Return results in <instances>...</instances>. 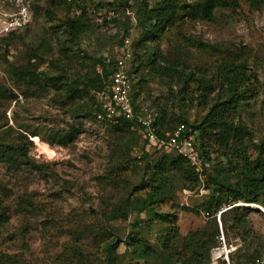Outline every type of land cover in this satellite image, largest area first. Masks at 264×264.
Returning <instances> with one entry per match:
<instances>
[{
  "label": "rangeland",
  "instance_id": "374dc122",
  "mask_svg": "<svg viewBox=\"0 0 264 264\" xmlns=\"http://www.w3.org/2000/svg\"><path fill=\"white\" fill-rule=\"evenodd\" d=\"M78 2L84 7L88 26L77 38L63 31L62 19L72 15V9L68 12L63 4L45 0H40L42 8L24 28L0 37V138L20 139L28 156L39 165L36 170L20 163L8 167L0 161V201L9 216L0 226V257L15 255L13 259L24 264H104L105 242L97 241V232L111 231L123 239L129 224L144 216L132 211L125 220L112 218L123 207L122 201L130 204L145 195L132 188L143 172H149L146 161L149 164L157 154L151 146L149 157L144 156V142L136 128L116 130L87 115L88 107H94L92 89L81 97L67 98L70 87L82 88L96 73L95 59L119 54L121 35L134 43L139 33L136 10L140 0ZM220 2L209 20L176 18L159 33L158 45L147 41L132 47L131 70L141 62L132 74V93L137 91L134 102L137 111L152 121L162 115L164 126L174 127L183 118L196 122L220 95L224 74L239 73L246 88L255 93L241 101L237 118L257 141L264 128V1ZM153 49L164 57L156 58L158 67L148 57ZM32 54L36 55L33 64L37 71L46 75L41 93L15 82L7 72L10 64H23ZM187 74L190 81L185 80ZM57 75L61 76L59 83L52 84L48 76ZM71 127L78 134L59 143ZM31 131L35 134L30 135ZM210 158L206 173L239 180L212 166L219 160L215 152ZM174 189L175 195L155 209L175 214V223L184 235L207 222L199 204L208 191ZM249 206L256 210L248 212L249 224L264 243V212L257 204ZM152 226L141 227L139 236L158 249L157 225L153 222ZM83 229H92L95 235ZM221 230L229 258L241 241L232 232L226 236L222 226ZM217 236L211 248L220 246ZM115 251L114 264L133 261L123 243ZM153 260L152 264H164ZM215 264H224V260L218 258Z\"/></svg>",
  "mask_w": 264,
  "mask_h": 264
},
{
  "label": "trees",
  "instance_id": "16d2710c",
  "mask_svg": "<svg viewBox=\"0 0 264 264\" xmlns=\"http://www.w3.org/2000/svg\"><path fill=\"white\" fill-rule=\"evenodd\" d=\"M220 1L153 0L149 3L150 0H140V6L136 10L140 16L139 33L133 44L130 41L131 57L134 54L132 47H140L147 41L158 45L159 33L176 18L185 16L190 20H209L213 10L220 5ZM259 1L264 0H249L250 3ZM45 2L55 5L63 4L68 12L72 9V15L66 14L62 19L63 31H67L71 37L77 38L87 29L88 21L84 19V7L78 4V0H45ZM41 8L39 0L34 5L33 15ZM126 37V34L121 35L118 47L123 45V39ZM118 53L120 54V51ZM150 54L152 56L148 57L151 58V64L155 65L153 67H158L155 64L156 58L160 56L163 60L164 57L154 49ZM35 57L36 55L32 54L23 64H10L7 72L14 77L15 82L27 88L33 87L41 93L44 89L41 80L42 77L46 78V75L43 73L41 75L37 71V67L33 64ZM114 62L115 57L99 56L95 59L96 73L84 81L83 87L73 85L68 89L67 98L71 100L87 94L92 89L94 107H88L87 115L97 117V114L102 112L94 97V91L100 89L109 80V75L115 68ZM139 64L133 65L134 72L139 69ZM133 71L131 67L128 70L130 96L133 108L137 110L134 102L137 91L132 93ZM48 77L52 84H56L59 83L61 76ZM189 77L190 74H187L185 80L190 81ZM219 88L220 95L209 104L204 115L196 122H188L183 118L177 120L176 126L170 127L164 126L162 115L153 120L154 132L159 138H165L164 133L172 132L178 125H183L184 132L192 135L205 171L204 188L208 192L199 206L208 213L207 222L181 235L175 223V214L155 209L175 195L174 186L178 189H193L200 184L197 172L183 156L174 151L156 150V156L150 159L149 164L147 161L145 164L150 166L149 172H143L139 184L132 188L146 192L145 195L130 204L126 199L125 204L122 201L123 207L119 208L112 218L125 220L132 211L137 214L144 213V216L129 224V231L123 239L112 235L111 231L104 234L97 232V241L105 242L103 246L104 264L115 263V249L119 243L125 245L126 252L131 256V260L133 259L130 264H152L154 258L156 259L153 262L159 260L164 264H205L209 262L210 248L216 242L215 236L218 234V228L215 214L219 210H221L219 219L225 235L228 236L229 232H232L233 236H237L241 241L240 246L236 247L234 253L229 256L230 264L248 263L264 253V243L252 230L247 218L248 212L256 211L249 204H257L264 209V128L259 139L255 141L250 130L237 118L241 101L253 96L255 92L246 88L239 73L230 75L225 73ZM205 89V84L202 83V90L205 91ZM0 91L1 93L3 91L1 86ZM12 96L14 95L11 94L10 97ZM107 125L116 130L130 129L136 126V120L121 119L118 124ZM78 132V129L71 127L63 136H60L58 142L69 141ZM29 134L34 135L35 132L31 131ZM213 152L219 160L212 166L222 171L228 178H239L238 181H227L219 174L206 173L211 161L210 154ZM144 156L149 157L147 151L144 152ZM0 161L8 167L20 163L36 170L39 169V165L28 156L25 144L20 139L9 141L0 138ZM195 209L198 210V208ZM7 211L6 206L0 201V226L8 221ZM113 211L116 210H111ZM153 222L157 225L158 249L143 241L139 236V229L141 227L150 229L153 227ZM83 231L95 235L92 229H83ZM13 258L15 255L3 254L0 257V264H24Z\"/></svg>",
  "mask_w": 264,
  "mask_h": 264
},
{
  "label": "built area",
  "instance_id": "2783aa9c",
  "mask_svg": "<svg viewBox=\"0 0 264 264\" xmlns=\"http://www.w3.org/2000/svg\"><path fill=\"white\" fill-rule=\"evenodd\" d=\"M39 0H0V37L24 28L33 16L34 5ZM113 11L110 12L112 14ZM131 51L128 37L123 39L120 47V54L115 57V68L109 75V80L100 89L94 91V97L99 104L101 111L97 118L105 124H118L121 119H135L138 133L144 142V150L148 151L151 146L155 150L174 151L183 156L197 172L200 184L196 187L199 192H205L204 178L205 171L201 165L195 141L189 132H184V126L178 125L172 132L164 133L165 138H159L154 132L153 121L134 110L130 96V69ZM132 128V127H131ZM264 212V209L261 208ZM220 211L215 214L219 227L218 242L220 246L211 248L210 262L215 264L218 258L224 260V264H230L228 258L229 248L224 240L219 219ZM199 212L207 217L204 210ZM243 264H264V257L253 258L252 261Z\"/></svg>",
  "mask_w": 264,
  "mask_h": 264
},
{
  "label": "bare ground",
  "instance_id": "6f19581e",
  "mask_svg": "<svg viewBox=\"0 0 264 264\" xmlns=\"http://www.w3.org/2000/svg\"><path fill=\"white\" fill-rule=\"evenodd\" d=\"M40 145H41V147H42L43 149H45V151H47L48 153L51 152V151L45 146V144L40 143Z\"/></svg>",
  "mask_w": 264,
  "mask_h": 264
},
{
  "label": "water",
  "instance_id": "95a60500",
  "mask_svg": "<svg viewBox=\"0 0 264 264\" xmlns=\"http://www.w3.org/2000/svg\"><path fill=\"white\" fill-rule=\"evenodd\" d=\"M249 205H251V204H249ZM257 207H258V209H261V207H259V205H257Z\"/></svg>",
  "mask_w": 264,
  "mask_h": 264
}]
</instances>
